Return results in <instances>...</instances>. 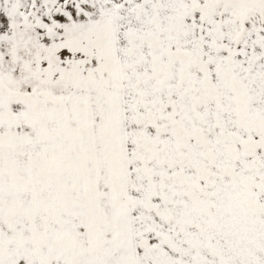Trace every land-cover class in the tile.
Segmentation results:
<instances>
[{
  "label": "snow or ice",
  "instance_id": "snow-or-ice-1",
  "mask_svg": "<svg viewBox=\"0 0 264 264\" xmlns=\"http://www.w3.org/2000/svg\"><path fill=\"white\" fill-rule=\"evenodd\" d=\"M0 264H264V0H0Z\"/></svg>",
  "mask_w": 264,
  "mask_h": 264
}]
</instances>
